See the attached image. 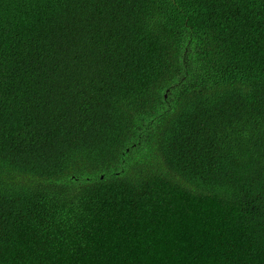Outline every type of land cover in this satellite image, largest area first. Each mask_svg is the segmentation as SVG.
I'll list each match as a JSON object with an SVG mask.
<instances>
[{
  "label": "trees",
  "instance_id": "1",
  "mask_svg": "<svg viewBox=\"0 0 264 264\" xmlns=\"http://www.w3.org/2000/svg\"><path fill=\"white\" fill-rule=\"evenodd\" d=\"M0 264H264V0H0Z\"/></svg>",
  "mask_w": 264,
  "mask_h": 264
},
{
  "label": "clouds",
  "instance_id": "2",
  "mask_svg": "<svg viewBox=\"0 0 264 264\" xmlns=\"http://www.w3.org/2000/svg\"><path fill=\"white\" fill-rule=\"evenodd\" d=\"M253 20L257 21V19H253ZM252 25H253L254 28H256L255 27V24L252 23ZM258 27H259V29H262L261 26L258 25ZM259 31H261V30H259ZM177 85L182 86L183 85V82L177 81ZM168 90L169 89L166 90L167 95H168Z\"/></svg>",
  "mask_w": 264,
  "mask_h": 264
}]
</instances>
